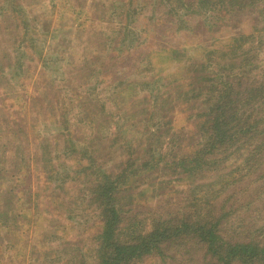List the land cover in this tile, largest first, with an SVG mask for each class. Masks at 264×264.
<instances>
[{
  "label": "rangeland",
  "instance_id": "obj_1",
  "mask_svg": "<svg viewBox=\"0 0 264 264\" xmlns=\"http://www.w3.org/2000/svg\"><path fill=\"white\" fill-rule=\"evenodd\" d=\"M227 3L0 0V264H97L101 222L90 198L101 175L114 178L128 158L140 163L149 136L156 158L172 143L166 160L194 152L200 138L194 137L189 93L198 84L189 86L191 65L206 62L207 45L221 52L226 37L247 35L264 11V0H253V15L251 8H235L234 15ZM222 14L232 19L223 21ZM162 47L182 54L158 56ZM259 51L257 66L264 44ZM234 56L235 68L221 67L224 76L246 59ZM211 67V75H220ZM159 87L171 96L165 113L153 104ZM217 149L209 158L221 163L198 171L194 182L163 161L139 177L133 173L121 184L122 234L142 231L154 218L181 220L192 191L221 210L231 207L229 222L244 236L249 226L264 225V179L238 180L233 158L223 162ZM258 188L260 198L247 205ZM167 243L129 264H203L204 248L193 241L189 255Z\"/></svg>",
  "mask_w": 264,
  "mask_h": 264
},
{
  "label": "trees",
  "instance_id": "obj_2",
  "mask_svg": "<svg viewBox=\"0 0 264 264\" xmlns=\"http://www.w3.org/2000/svg\"><path fill=\"white\" fill-rule=\"evenodd\" d=\"M167 1L170 2V0ZM228 2L227 4L232 7L230 12L234 15L237 13L235 8L237 10L251 8L252 15L255 12V8L251 6L253 0H228ZM184 4L188 3L184 2ZM167 6L170 7V4L168 3ZM172 11H177V9L172 7L169 12ZM258 15L261 16L260 20L253 24L248 33H242L247 35L236 34L226 37L224 49L221 52L213 49L211 44L207 45L206 62L191 65L189 86H194V83L198 84L192 87L189 93L194 95L193 100H195L191 107L193 125L197 130L194 137L196 140L200 138L197 148L191 150L194 152L186 154L185 157L173 156L166 160L172 149H175L172 143L170 145L172 149L169 147L168 154L163 155L162 158H156L155 150H151L149 140L152 138L149 136L145 140L147 142L145 158L140 163H135L134 158H128L125 165L122 163L123 168L114 178L101 175L102 180L96 183L94 195L90 198L97 208L101 222V230L97 235L99 240L97 264H129L142 256L152 254L167 242L176 243L173 244L175 250L185 251L189 255L187 247L189 241H193L198 248H204L203 264H264V225L255 229L249 226L248 235L244 236L240 229L233 228L232 223L229 222L231 207L229 210H221L222 206L219 207L215 200L208 199L196 191L188 192L189 196H186L183 208L185 213L181 220L174 219V217L177 218L174 215L168 220L154 218L150 226L142 231L129 228L128 233L122 234L120 229L123 223L120 201L123 199L121 198L123 196L121 186L130 179L133 173L139 177L142 172L153 170L159 161H163L172 173L180 169L183 180L187 181V178L188 182H194L198 171L200 173L203 169H208L212 163L214 165L221 163V160L212 161L209 156L218 152L217 148L222 147L221 153L224 155L222 161H229L233 158L235 178L243 180L255 175L257 180L264 179V62L259 66L255 64L260 54L259 49L263 48L264 44V28L261 26L264 24L263 9L258 12ZM220 17L223 21L232 19L226 14ZM220 17L213 22L215 26L216 22L221 20ZM206 28L210 30L213 25ZM161 49L155 51L158 56L169 54L170 58L174 59L182 54L177 47H162ZM255 49L253 53L256 55L250 54ZM234 54H243L246 59L241 60L235 73L224 76L221 67L235 68L232 67L236 60ZM262 60L264 61V58ZM211 65L220 71V75L217 73L211 75ZM161 88L159 87L155 93L153 90L151 92L154 106H159L165 113V106L171 96L165 87ZM181 94L184 103L190 101L186 90H181ZM196 102L198 103L195 104ZM162 110L161 113H163ZM148 120L153 121V118L150 116ZM156 125H159V122ZM150 134L152 135L151 132ZM169 141L171 142L170 138ZM230 148H232L231 151ZM135 152L139 161L140 151L137 149ZM93 165L85 167V170L92 168ZM132 165H135V170ZM261 193V189L258 188L257 193L253 194L247 205L255 203ZM132 198L129 197V199ZM192 207H194V212ZM131 223L133 227L136 221L133 220ZM226 224L231 226L223 232Z\"/></svg>",
  "mask_w": 264,
  "mask_h": 264
}]
</instances>
